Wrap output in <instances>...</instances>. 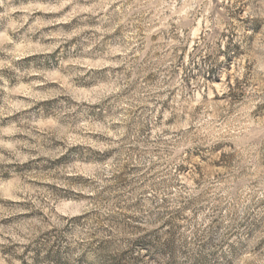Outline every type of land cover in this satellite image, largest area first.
I'll list each match as a JSON object with an SVG mask.
<instances>
[{
  "label": "clouds",
  "instance_id": "1",
  "mask_svg": "<svg viewBox=\"0 0 264 264\" xmlns=\"http://www.w3.org/2000/svg\"><path fill=\"white\" fill-rule=\"evenodd\" d=\"M0 264H264V0H0Z\"/></svg>",
  "mask_w": 264,
  "mask_h": 264
}]
</instances>
